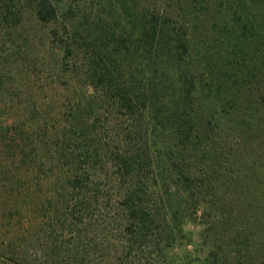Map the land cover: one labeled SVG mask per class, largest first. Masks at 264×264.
<instances>
[{
	"label": "trees",
	"instance_id": "trees-1",
	"mask_svg": "<svg viewBox=\"0 0 264 264\" xmlns=\"http://www.w3.org/2000/svg\"><path fill=\"white\" fill-rule=\"evenodd\" d=\"M170 1L184 11L181 0H0V103H21L27 80L50 91L48 101H25L33 132L50 124L49 132L31 148L17 121L20 136L9 141L0 127V147H17L20 163L28 155L44 161L49 191H61L80 220L95 212L124 218L141 238L154 233L159 253L184 231L171 202L186 213L215 208L195 246L205 250L198 263L231 264V256L232 264H264L262 192L244 176L252 172L249 181L264 190V171L236 168L242 142L263 135L255 127L264 124V92L259 101L251 93L264 78V0L219 1L225 23L212 25L219 36L202 46L195 69L184 56L200 27L171 15ZM117 113L132 131L103 136ZM108 187L122 198L116 207ZM227 187L243 199L226 211ZM222 231L234 234L226 247ZM98 237H87L84 254L99 248Z\"/></svg>",
	"mask_w": 264,
	"mask_h": 264
},
{
	"label": "rangeland",
	"instance_id": "rangeland-1",
	"mask_svg": "<svg viewBox=\"0 0 264 264\" xmlns=\"http://www.w3.org/2000/svg\"><path fill=\"white\" fill-rule=\"evenodd\" d=\"M219 1L221 0H181V7L184 10L182 13L178 12V6H175L172 1L168 2L169 6H165L171 15L177 16L180 22L188 23V25L197 23L200 27L195 36L189 35V48L184 56V60L187 58V61H192L189 63L193 69L198 68L200 56L205 52L202 46L208 47L206 43L219 36V33L214 32L212 25L217 23V26H221L223 22L225 23L223 10H221L223 7L219 8ZM202 6L206 9L199 10ZM31 35L37 36L38 30L33 31ZM248 65L251 64L248 63ZM257 84L255 86L252 84L254 89L251 95L254 101H259L264 92V78L258 80L257 77ZM37 85L39 83L34 84L32 80L24 82L21 103H14L13 109L7 101L0 103V114L2 113L0 127L5 131L1 134L2 138H6L8 131H10V137L7 139L15 137V134L20 136V130L14 131L13 127L21 121H24L26 125L24 129L26 135L31 137V148L37 137H42L45 132H49L50 124H47L39 133L33 132L36 120L31 119L29 113L25 111L27 107L25 101L27 102L28 97L33 101L38 98L48 101L50 97V91L45 88L39 91L36 89ZM241 100L242 97L236 98L238 103ZM119 115V113L110 115L108 126H106L109 132L104 133L103 136L116 137L114 129H117L119 134L127 130L132 131L133 128L129 127L126 120L119 118ZM255 129H262L261 132L264 135V124L259 128L256 126ZM263 135L259 133L260 137L257 135V140L242 142L237 153V161L240 164L236 165L238 172L242 171L244 174L249 169L257 168L264 171V143H261ZM10 142L15 145L12 140ZM27 142L30 143V140L27 139ZM120 142V138L115 140L116 145L121 148ZM5 150L2 144L0 147V264H199L198 259L204 256L203 245L195 246L200 245L201 233L208 228L207 222L212 214L218 212L215 208L209 209L204 214L200 205L195 210L196 213H186L183 210L184 205L171 202L172 207L179 209L180 214L183 215L181 227L184 231L171 236L173 238H170L168 244L161 242L158 248L159 253H155L154 247L160 242L155 234L148 233L146 238H141V234L134 232V226H130L124 218L120 219L111 213L104 215L97 212L88 213L82 217L83 220H80L76 214L69 215L70 212L62 204L61 191L57 193L49 191L47 164L44 161L31 162L34 157L30 155L26 157L24 163H20L17 147L13 146L11 153ZM25 151L27 154L30 152L28 147ZM109 172H112L111 168ZM251 173L249 171L248 177L245 174L244 176L248 180L249 187L251 183L257 191L262 192L257 198L261 197L264 203V190L254 179L249 181L250 177H255ZM107 189L110 194L109 187ZM226 191L223 206L227 211L235 204V200L243 199V196L241 193L240 196L233 194L232 187H227ZM121 199L115 189L111 192L109 204L116 207ZM116 221L118 223L114 224ZM85 226L86 229L83 228ZM188 233H191V236ZM95 234L99 236V248L91 247L92 251L84 254L83 247L85 245L89 247L88 245L91 244L87 237ZM231 234L227 239L234 237V234ZM218 237L223 247H226L229 241L225 239L223 231L218 234ZM189 238L194 242V246L188 243ZM229 261L232 264L231 256Z\"/></svg>",
	"mask_w": 264,
	"mask_h": 264
}]
</instances>
